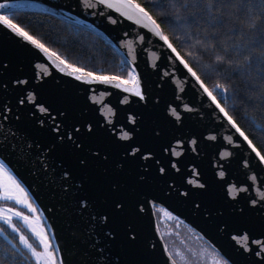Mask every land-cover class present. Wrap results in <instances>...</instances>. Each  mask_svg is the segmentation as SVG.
<instances>
[{
  "label": "water",
  "instance_id": "water-1",
  "mask_svg": "<svg viewBox=\"0 0 264 264\" xmlns=\"http://www.w3.org/2000/svg\"><path fill=\"white\" fill-rule=\"evenodd\" d=\"M22 8L95 31L133 71L71 68L0 15V160L60 264H178L156 207L230 264H264V159L156 20L133 0H0Z\"/></svg>",
  "mask_w": 264,
  "mask_h": 264
},
{
  "label": "trees",
  "instance_id": "trees-1",
  "mask_svg": "<svg viewBox=\"0 0 264 264\" xmlns=\"http://www.w3.org/2000/svg\"><path fill=\"white\" fill-rule=\"evenodd\" d=\"M133 1L156 20L165 39L264 159V0ZM0 15L71 68L133 79L123 54L83 25L30 8ZM0 228L19 248L0 232V264H36L16 235L2 222Z\"/></svg>",
  "mask_w": 264,
  "mask_h": 264
},
{
  "label": "rangeland",
  "instance_id": "rangeland-1",
  "mask_svg": "<svg viewBox=\"0 0 264 264\" xmlns=\"http://www.w3.org/2000/svg\"><path fill=\"white\" fill-rule=\"evenodd\" d=\"M0 201V222L15 233L19 245L36 264H60L51 230L41 210L2 160ZM155 211L167 247L178 264H230L171 212L162 207H156Z\"/></svg>",
  "mask_w": 264,
  "mask_h": 264
},
{
  "label": "flooded vegetation",
  "instance_id": "flooded-vegetation-1",
  "mask_svg": "<svg viewBox=\"0 0 264 264\" xmlns=\"http://www.w3.org/2000/svg\"><path fill=\"white\" fill-rule=\"evenodd\" d=\"M13 233V232H12ZM15 234V233H14ZM15 242V241H14ZM18 243V240L16 241ZM19 244V243H18Z\"/></svg>",
  "mask_w": 264,
  "mask_h": 264
}]
</instances>
